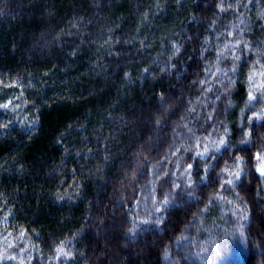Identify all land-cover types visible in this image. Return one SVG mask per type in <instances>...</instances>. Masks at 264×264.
Wrapping results in <instances>:
<instances>
[{"label":"trees","instance_id":"obj_1","mask_svg":"<svg viewBox=\"0 0 264 264\" xmlns=\"http://www.w3.org/2000/svg\"><path fill=\"white\" fill-rule=\"evenodd\" d=\"M261 163L264 0H0V264H264Z\"/></svg>","mask_w":264,"mask_h":264},{"label":"snow or ice","instance_id":"obj_2","mask_svg":"<svg viewBox=\"0 0 264 264\" xmlns=\"http://www.w3.org/2000/svg\"><path fill=\"white\" fill-rule=\"evenodd\" d=\"M220 143H223V141H221ZM257 158H258V159H261V157H259V156H258ZM257 171H259L260 174H261L262 176H264V163H262V164L260 165V167L257 169ZM233 175L238 179L239 176H240V172L237 171V172L233 173ZM228 183H232V181H228Z\"/></svg>","mask_w":264,"mask_h":264},{"label":"clouds","instance_id":"obj_3","mask_svg":"<svg viewBox=\"0 0 264 264\" xmlns=\"http://www.w3.org/2000/svg\"><path fill=\"white\" fill-rule=\"evenodd\" d=\"M176 52H177V53L179 52V48H176Z\"/></svg>","mask_w":264,"mask_h":264},{"label":"rangeland","instance_id":"obj_4","mask_svg":"<svg viewBox=\"0 0 264 264\" xmlns=\"http://www.w3.org/2000/svg\"><path fill=\"white\" fill-rule=\"evenodd\" d=\"M261 164H262V163H261ZM261 164H260V165H261Z\"/></svg>","mask_w":264,"mask_h":264}]
</instances>
